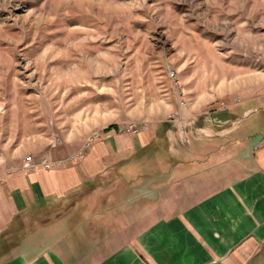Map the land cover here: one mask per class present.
Segmentation results:
<instances>
[{
  "label": "rangeland",
  "instance_id": "1",
  "mask_svg": "<svg viewBox=\"0 0 264 264\" xmlns=\"http://www.w3.org/2000/svg\"><path fill=\"white\" fill-rule=\"evenodd\" d=\"M255 82L264 85V0H0V172L21 171L26 157L81 161L68 157L109 125H157L124 162L130 172L98 182L164 184L139 163L167 167L173 136L184 145L190 127L217 125L240 95L224 91Z\"/></svg>",
  "mask_w": 264,
  "mask_h": 264
},
{
  "label": "crops",
  "instance_id": "2",
  "mask_svg": "<svg viewBox=\"0 0 264 264\" xmlns=\"http://www.w3.org/2000/svg\"><path fill=\"white\" fill-rule=\"evenodd\" d=\"M259 86L226 89L240 95L223 104L217 125L190 127L184 145L173 136L167 167L139 163L170 177L164 184L120 185L123 175L98 182L130 172L124 162L159 136L157 125L102 129L75 163L0 172V264H264ZM120 191L139 199H115Z\"/></svg>",
  "mask_w": 264,
  "mask_h": 264
},
{
  "label": "built area",
  "instance_id": "3",
  "mask_svg": "<svg viewBox=\"0 0 264 264\" xmlns=\"http://www.w3.org/2000/svg\"><path fill=\"white\" fill-rule=\"evenodd\" d=\"M89 143L90 142H88L87 145ZM84 155L85 153H83V151L80 150L70 155L68 159L76 160V159L83 158ZM61 162H62L61 160L53 161L50 158H46L45 160L37 162L32 157H26L22 165L20 166V170L28 172V171L35 169L38 166L42 167L43 169H52L54 165L60 164Z\"/></svg>",
  "mask_w": 264,
  "mask_h": 264
},
{
  "label": "trees",
  "instance_id": "4",
  "mask_svg": "<svg viewBox=\"0 0 264 264\" xmlns=\"http://www.w3.org/2000/svg\"><path fill=\"white\" fill-rule=\"evenodd\" d=\"M112 128H116L114 125H109V126H107L104 130H109V129H112Z\"/></svg>",
  "mask_w": 264,
  "mask_h": 264
}]
</instances>
